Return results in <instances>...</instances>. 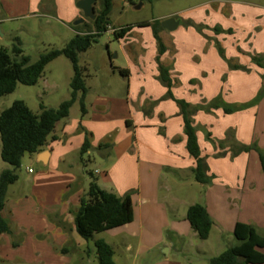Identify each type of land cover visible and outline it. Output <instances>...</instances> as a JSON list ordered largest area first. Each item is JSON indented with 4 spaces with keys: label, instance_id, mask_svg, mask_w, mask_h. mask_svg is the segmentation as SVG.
<instances>
[{
    "label": "crops",
    "instance_id": "obj_1",
    "mask_svg": "<svg viewBox=\"0 0 264 264\" xmlns=\"http://www.w3.org/2000/svg\"><path fill=\"white\" fill-rule=\"evenodd\" d=\"M55 4L59 14L68 16L63 17L68 25L83 17L78 7L62 10L58 0H0V23L6 20L4 14H16L25 6L36 10L44 5L54 11ZM99 9L100 13L102 3ZM232 14L226 19L219 13L217 21L210 23L225 32L232 28L231 35H217L211 29L202 35L181 23L173 32H160L167 47L160 61L170 67L174 98L199 108L193 120L209 184L195 180L196 160L187 150L183 112L167 97L154 32L149 27L134 28L125 37H132L130 46L123 48L129 65H112L114 82L107 80L94 95L87 86L86 114L74 119L70 112L43 150L32 155L41 166L38 173H29L32 191H37L33 198L15 197V184L9 187L3 214L11 222L12 233L0 238V263L79 264L69 249L63 253L70 241L91 255V243L103 239L114 249L115 264H210L224 252L216 253L210 242L213 234L235 239V225L242 222L254 225L264 236V173L259 154L244 151L256 145L264 152V94L257 100L264 92V70L253 63L257 56L264 64V13H246L245 20L248 15L254 18L248 28L242 27L244 21L237 25ZM235 31L243 41L230 39L236 37ZM221 51L233 65L245 69H231ZM224 106L235 111L227 114ZM87 138L91 147L85 155L105 167L99 186L121 198L129 196L134 212L130 224L91 241L79 236L71 212L79 208L91 182L83 171V189H73L79 179L78 156ZM51 174L59 181L57 197L39 186ZM197 203L206 207L213 220L210 237L202 245L194 244L198 236L186 219L188 209ZM20 236L16 248L15 238Z\"/></svg>",
    "mask_w": 264,
    "mask_h": 264
},
{
    "label": "trees",
    "instance_id": "obj_2",
    "mask_svg": "<svg viewBox=\"0 0 264 264\" xmlns=\"http://www.w3.org/2000/svg\"><path fill=\"white\" fill-rule=\"evenodd\" d=\"M114 0H102V10L97 14L93 23V30L76 34L62 49H51L43 53L37 62L32 63L29 56L24 55L21 43L18 41L13 47V54L0 47V99L15 92L19 84L35 86L43 77L46 67L59 57H66L73 65L74 76L71 81L72 95L68 101L63 102L59 108H49L41 105V112L34 113L24 101H15L11 107L0 113V137L1 158L11 165L13 170L6 169L0 174V238L4 234H11V222L3 212L6 206L9 187L15 184L19 176L17 170L21 167L26 154L34 155L43 150L48 144L49 138L55 132L56 126L62 120L69 117L70 110L77 102L79 94L82 114H86L85 98L88 94L84 70L80 66V55L87 52L99 36L107 32L111 24L110 14L113 9ZM85 25V24H84ZM138 27H152L154 37L158 44L157 63L161 80L167 84L169 91L167 97L176 101L181 107L184 118V132L187 136V150L196 160L193 169L195 180L203 185L210 182L207 176L202 152L198 141L193 114L199 108H193L184 100H177L172 94V79L170 67L163 65L160 57L167 51L160 32L163 30L160 23H140ZM186 26L191 24L186 23ZM195 26V25H192ZM135 26H126L114 30L116 39H124ZM200 29L199 26H195ZM75 28H79L75 26ZM216 31H220L218 28ZM231 32V31H229ZM231 69H245L239 65H233L226 59L223 51L220 52ZM253 63L264 70L263 59L253 57ZM123 73L122 71H120ZM264 92L258 97L259 100ZM227 114L233 113L235 109L224 106ZM90 139L87 138L81 150V156L90 149ZM255 150L259 154L262 170L264 173V152L256 145L246 148L244 151ZM91 182L88 191L81 197L80 206L76 211H71L74 216V224L81 238L91 241L96 234L107 232L127 224L134 219L133 203L129 196L121 198L112 192L103 190L97 179L90 173ZM187 221L200 239L208 240L213 227V220L206 207L197 203L187 211ZM67 230V226L63 225ZM234 237L236 244L228 248L219 256L210 260V264H264V236H262L254 225L238 222L235 225ZM18 243H15L17 246ZM96 255L99 264H115L113 259L114 249L103 239L94 241ZM67 248L63 253H67Z\"/></svg>",
    "mask_w": 264,
    "mask_h": 264
},
{
    "label": "rangeland",
    "instance_id": "obj_3",
    "mask_svg": "<svg viewBox=\"0 0 264 264\" xmlns=\"http://www.w3.org/2000/svg\"><path fill=\"white\" fill-rule=\"evenodd\" d=\"M64 1L67 2L66 6H63ZM79 1L58 0L63 7L62 10L66 9V11L68 7L71 8V11H76ZM101 3L102 0H97L95 4L96 14L100 11ZM25 8L16 14H4L3 19L6 20H2L0 23V47L7 49L9 53L13 54V47L19 41L24 55L29 56L32 63L37 62L43 53L51 49L64 48L76 36V30L80 32L81 30L83 32L93 30V21L90 19H86L85 25H79V28H75V22L80 18L71 21L68 25L63 18L68 16L59 14V7L56 4L54 11L44 5L39 6L36 10H29L28 6H25ZM240 11H245V14L249 12L264 13V0H114L113 9L110 14L111 24L107 32L99 36L97 42L87 52L80 55L79 64L84 70L85 80L88 88H91V94L94 95L97 90H100L107 80L114 82L112 65L119 67H127L129 65L127 58L124 56L123 48L130 46L132 37L118 40L114 35L115 29L129 25L138 28L137 25L140 23L162 24L163 21L169 18H176L186 28L190 27L186 26V23L191 24V26H199L200 29H197L195 26L192 27L202 35H204L205 31H210V29L217 35L223 33L231 35L232 31L234 32L232 28L225 32L219 25L211 28L210 23L212 24L217 21L216 16L218 15L219 17V13H221V17L226 19H231V15L234 13V22L240 26L244 21L242 27L248 28L249 22L254 21V18L251 17L250 19L248 15L245 20L243 18L245 14H240ZM140 28L148 29V26ZM149 28L153 30L151 26ZM218 28L220 31H216ZM236 31V37L231 36L230 39H235L239 43L243 39ZM246 39L248 40L249 36ZM73 76L74 71L71 61L66 57L57 58L46 67L44 75L37 85L25 86L19 84L14 93L1 98L0 113L11 107L15 101H24L36 114L41 112V105L54 109L59 108L63 102L71 98V81ZM79 96L81 95L79 94ZM79 100H77L70 110L72 112L71 118H80L82 114ZM1 149L0 137V174L6 169L13 170L11 165L2 160ZM78 158L79 168L77 175L79 179L76 185L73 186V189H83V171L85 172L84 177L87 181L92 178L90 173L93 174L97 181L98 179L102 181L105 178V167L102 163L94 160L90 161L87 155L78 156ZM27 167H31L36 173L41 169V166L35 162L32 155H25L21 167L17 170L19 179L15 183V186L12 187V189L15 188L17 190L15 197L23 196L25 198V196H28L33 198L32 196L37 192L32 191L33 174H29ZM95 170L101 171V173L96 174L94 173ZM56 183L59 184L57 176L51 174V176H48V179H42L39 186H43L46 191L51 190V192H47L49 196L57 197L56 195L59 194L58 188L60 187L59 185L56 187ZM13 197L9 196V199H13ZM98 235L96 234L95 236ZM230 236L232 235L226 234L223 238H220L216 234H213L210 242L211 244L213 242L216 253H222L236 244V240ZM22 239V236L15 238V243H18L16 248L19 247ZM194 244L202 245L206 243L205 240L200 239L198 236L194 240ZM90 248L94 252L91 255L88 253L90 255L88 256L84 254L83 248L77 247L73 244L72 240L67 246V249L71 251L70 254L75 255L79 264H86L87 256L90 260L88 264H99L94 243H91ZM16 264H19V262Z\"/></svg>",
    "mask_w": 264,
    "mask_h": 264
},
{
    "label": "water",
    "instance_id": "obj_4",
    "mask_svg": "<svg viewBox=\"0 0 264 264\" xmlns=\"http://www.w3.org/2000/svg\"><path fill=\"white\" fill-rule=\"evenodd\" d=\"M97 0H80L77 3V7L83 11V17L75 22V26L84 24L86 19L94 21L97 17L95 12V4ZM162 28L168 31H175L180 26V21L176 18H169L162 22Z\"/></svg>",
    "mask_w": 264,
    "mask_h": 264
},
{
    "label": "built area",
    "instance_id": "obj_5",
    "mask_svg": "<svg viewBox=\"0 0 264 264\" xmlns=\"http://www.w3.org/2000/svg\"><path fill=\"white\" fill-rule=\"evenodd\" d=\"M28 172H29V173H32V172H33V170H32V169H28Z\"/></svg>",
    "mask_w": 264,
    "mask_h": 264
}]
</instances>
